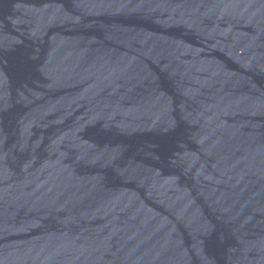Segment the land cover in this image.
I'll return each instance as SVG.
<instances>
[{"label": "water", "instance_id": "95a60500", "mask_svg": "<svg viewBox=\"0 0 264 264\" xmlns=\"http://www.w3.org/2000/svg\"><path fill=\"white\" fill-rule=\"evenodd\" d=\"M0 264H264V0H0Z\"/></svg>", "mask_w": 264, "mask_h": 264}]
</instances>
